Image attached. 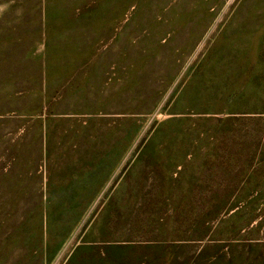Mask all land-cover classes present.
Returning a JSON list of instances; mask_svg holds the SVG:
<instances>
[{
	"label": "rangeland",
	"instance_id": "obj_1",
	"mask_svg": "<svg viewBox=\"0 0 264 264\" xmlns=\"http://www.w3.org/2000/svg\"><path fill=\"white\" fill-rule=\"evenodd\" d=\"M261 181L264 0H0V264H264Z\"/></svg>",
	"mask_w": 264,
	"mask_h": 264
},
{
	"label": "crops",
	"instance_id": "obj_2",
	"mask_svg": "<svg viewBox=\"0 0 264 264\" xmlns=\"http://www.w3.org/2000/svg\"><path fill=\"white\" fill-rule=\"evenodd\" d=\"M262 183L260 184L259 188H257L256 190H251L252 195H257L259 198L264 199V182L261 181ZM243 192V189L241 187H238L237 189H234V193H233V197L235 199V197H237L236 195L238 193ZM231 196H232V192H231ZM230 196V197H231ZM239 207H230L229 211H239Z\"/></svg>",
	"mask_w": 264,
	"mask_h": 264
}]
</instances>
